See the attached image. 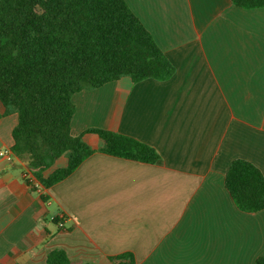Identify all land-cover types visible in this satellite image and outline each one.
Masks as SVG:
<instances>
[{
    "label": "crops",
    "instance_id": "1",
    "mask_svg": "<svg viewBox=\"0 0 264 264\" xmlns=\"http://www.w3.org/2000/svg\"><path fill=\"white\" fill-rule=\"evenodd\" d=\"M124 2L175 73L73 94L71 135L95 153L50 189L32 192L26 165L15 158L2 168L0 159V264H46L56 249L81 264H111L124 252L136 264H254L264 256V210L240 211L224 177L235 159L264 176V8ZM4 111L0 102V151L17 124ZM91 129L145 143L160 159L102 154L98 137L84 133Z\"/></svg>",
    "mask_w": 264,
    "mask_h": 264
},
{
    "label": "trees",
    "instance_id": "2",
    "mask_svg": "<svg viewBox=\"0 0 264 264\" xmlns=\"http://www.w3.org/2000/svg\"><path fill=\"white\" fill-rule=\"evenodd\" d=\"M230 1L245 10L264 8V0ZM174 73V66L124 0H0L2 116L17 115L10 150L46 190L95 153L82 135H71L73 94L123 77L133 83L166 81ZM84 133L98 137L102 154L152 165L160 159L155 149L131 137L102 129ZM63 156L64 166H57ZM24 181L36 191L27 178ZM224 185L240 211L264 210V176L250 162L233 160ZM109 261L136 264L130 252ZM46 264L81 263L71 262L56 249L47 255ZM254 264H264V256Z\"/></svg>",
    "mask_w": 264,
    "mask_h": 264
},
{
    "label": "built area",
    "instance_id": "3",
    "mask_svg": "<svg viewBox=\"0 0 264 264\" xmlns=\"http://www.w3.org/2000/svg\"><path fill=\"white\" fill-rule=\"evenodd\" d=\"M0 159L4 161L12 162L15 159V156L11 150H5V151H0ZM23 177L29 180L30 184L34 186L37 192L42 191L43 188L27 171L25 172ZM55 219H57L56 223L58 224V226L60 228L63 227L60 221L64 219V216L59 214Z\"/></svg>",
    "mask_w": 264,
    "mask_h": 264
},
{
    "label": "water",
    "instance_id": "4",
    "mask_svg": "<svg viewBox=\"0 0 264 264\" xmlns=\"http://www.w3.org/2000/svg\"><path fill=\"white\" fill-rule=\"evenodd\" d=\"M11 162L5 161L1 164V167L3 168V166H5L6 164H10Z\"/></svg>",
    "mask_w": 264,
    "mask_h": 264
}]
</instances>
